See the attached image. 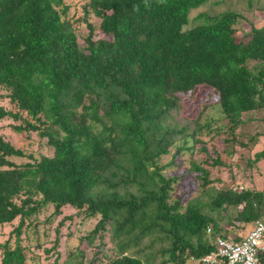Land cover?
Returning a JSON list of instances; mask_svg holds the SVG:
<instances>
[{"label": "trees", "instance_id": "16d2710c", "mask_svg": "<svg viewBox=\"0 0 264 264\" xmlns=\"http://www.w3.org/2000/svg\"><path fill=\"white\" fill-rule=\"evenodd\" d=\"M258 9L264 0H0V88L16 108L0 107V119L18 120L11 128L35 131L52 148L17 164L7 157L23 152L0 137V229L16 219L0 242V264H40L31 250L50 231L52 244L42 249L53 255L48 264H59L60 226L76 215L94 220L77 238L96 247L85 264H186L212 251L216 236L239 241L262 221L264 191L203 190L181 202L170 196L175 178L162 172L180 150L221 163L198 138L208 122L195 120L187 133V124L166 121L198 85L225 119L223 141L247 121L242 114L261 112L264 123V24L248 22L236 35ZM95 28L105 37H94ZM170 147V161L159 164ZM261 158L264 147L246 162ZM192 168L204 188L207 170ZM63 209L74 212L52 226ZM104 233L112 254L104 250L101 260ZM67 253L60 264L85 261L77 247Z\"/></svg>", "mask_w": 264, "mask_h": 264}, {"label": "rangeland", "instance_id": "374dc122", "mask_svg": "<svg viewBox=\"0 0 264 264\" xmlns=\"http://www.w3.org/2000/svg\"><path fill=\"white\" fill-rule=\"evenodd\" d=\"M68 1L73 4L78 3V0ZM222 7L219 6L216 9ZM70 9L71 12H74L75 16H79L80 13L74 5H72ZM245 18L246 19L241 20L238 25L242 30L240 29L237 31V36H241L244 31L248 30V22H252L255 25L264 24V9L252 10L250 14L247 13L245 15ZM90 21L95 27H97V18L90 17ZM94 37L104 38L105 36L95 28ZM4 93L5 91L0 88V107L10 110L11 112L16 111L13 104L3 96ZM209 95L208 87L202 85L196 86L189 97L180 100L179 108L173 110L166 118V121L173 126L176 124H187L188 127L185 130L187 133L193 128L195 120L197 124H205L208 122L207 128L202 127L201 133L198 134V138L199 140L204 141L207 153H210L213 148L216 150V153L220 155L221 163L211 165L209 162H205V153L195 151V149L191 152L180 150L172 156V163L162 169V172H165L166 176L170 175L175 178L171 183V198H177L180 196L181 202H185L189 196H199L203 190L210 191L211 189H240L251 187L254 190L264 191V158L259 159L253 164H248L246 162L247 158H251L253 151L264 147V136H260L257 144H254L255 146L252 145L246 148L247 145L251 144V136L256 133L262 134L264 132V123L259 119L261 112L242 114L241 118L247 121L236 126L233 132V139L223 141L226 138H229L227 136L225 119L220 113L218 106L212 102V98ZM203 103L208 104L203 107ZM27 118L29 119V117ZM17 123H19L18 120H12L11 117L8 116L0 119V137L8 141L13 147L21 149L23 152V156H9L7 157L8 160L21 164L29 160L38 159L41 155L50 156L52 154V148L46 143V139L37 135L35 131L16 132L11 128V125ZM190 142H192V140L187 139V144H190ZM244 145L245 147H243ZM173 150L174 148L170 147L169 152L162 156L159 164L170 161ZM192 164H197L207 170L209 181L204 188L200 185L201 180L198 178L199 172L192 168ZM230 209L231 208H229V212L231 211ZM44 211L37 216L39 217V222H43V216L50 212V207H46V210ZM73 212V209H63L62 213L54 218L52 226H54L63 215ZM261 220L262 222L264 221V216ZM15 223L16 219L10 225H5L0 229V242H4L8 238V232ZM93 224L94 220L85 219L78 215L64 220L63 224L60 226L57 237L59 245L56 250H58L57 258L59 264L67 258L69 253H67L68 249L75 247L83 251L85 254V261L83 264L87 262V259L91 258L93 252L96 250L95 245L88 244L84 239H81L82 242H79L77 238H82L90 230ZM37 228L40 232L42 225L38 224ZM29 230L32 229L29 228ZM49 230L51 229L48 228L47 231ZM102 235L103 239L101 244L103 250L99 251L96 255L100 257L101 260L103 258L104 250L105 253L108 252L109 255L112 254L109 250L112 247V244L109 241L108 233ZM21 236L23 241H25L24 234ZM29 236L32 237L33 232L29 231ZM39 236V246L38 248L34 247L31 252L38 256L40 264H48L52 261L53 255L51 252L46 253L42 248H48L51 246V240L54 238V233L50 231L48 232V235L45 236L40 232ZM67 238H69V243H67ZM97 241L98 240L95 239V243ZM31 242L34 244L35 240ZM186 264L192 263L188 261ZM262 264H264V261Z\"/></svg>", "mask_w": 264, "mask_h": 264}, {"label": "built area", "instance_id": "2783aa9c", "mask_svg": "<svg viewBox=\"0 0 264 264\" xmlns=\"http://www.w3.org/2000/svg\"><path fill=\"white\" fill-rule=\"evenodd\" d=\"M215 248L198 258L189 257L196 264H257L264 257V223L255 220L239 241L231 237H215Z\"/></svg>", "mask_w": 264, "mask_h": 264}]
</instances>
